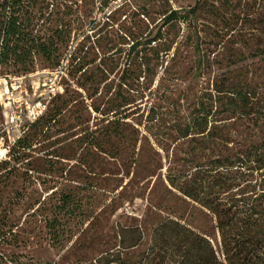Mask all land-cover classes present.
Wrapping results in <instances>:
<instances>
[{"label":"rangeland","instance_id":"obj_1","mask_svg":"<svg viewBox=\"0 0 264 264\" xmlns=\"http://www.w3.org/2000/svg\"><path fill=\"white\" fill-rule=\"evenodd\" d=\"M73 1L83 18L62 47L73 57L61 97L47 106L65 97L63 118L31 130L15 157L0 162V264H106L119 226L145 228L144 243L130 250L137 254L156 220L168 217L209 230L212 220L171 189L167 174L189 170L190 158L237 155L264 140V0ZM173 10L181 17L166 21ZM159 29L163 38L152 45L160 59L148 72L129 50L134 37ZM53 68L36 59L25 80L29 100L45 96ZM21 72L0 64V77ZM3 84L0 125L10 110ZM197 120L222 145L204 150L198 126L183 137L179 130ZM110 127L123 133L110 136ZM65 193L72 199L62 205ZM55 206L63 212L51 230Z\"/></svg>","mask_w":264,"mask_h":264},{"label":"trees","instance_id":"obj_2","mask_svg":"<svg viewBox=\"0 0 264 264\" xmlns=\"http://www.w3.org/2000/svg\"><path fill=\"white\" fill-rule=\"evenodd\" d=\"M75 5L73 0H0V64L13 62L23 71L0 78L29 76L39 57L55 64L51 71L64 63L68 65L73 54L63 57L62 47L68 43L73 24H79L83 18L80 6ZM180 17V11L173 10L166 21ZM44 25L52 32L36 34L35 28ZM57 32L60 35L55 38ZM152 35V31L137 39L133 35L129 50L138 54L148 72L153 70L155 55L160 56L152 44L163 38L162 29ZM126 36L132 35L126 32ZM58 95L53 99L61 97ZM245 99L242 95L241 100L245 102ZM66 107L67 100L63 97L50 112L47 107L40 117L29 120L26 132L12 146L8 158L1 161L15 157L31 130L37 133L46 123H60ZM113 121L109 120L107 127ZM197 126L202 130L198 133L204 150L222 145L216 130L204 127L199 120L179 131L183 137H189ZM118 131L110 127L106 133L113 136ZM200 157L198 162L193 158L186 160L193 166L189 170L170 172L166 180L171 189L204 210L213 222L211 229L193 226L179 217L158 219L149 229L146 249L136 254L130 250L144 243L145 228L119 226V243L106 251V264H264V140L237 155L207 153ZM71 199L70 193L63 194L62 205ZM57 207L51 211L53 216L48 222L51 230L56 228L55 223L63 212Z\"/></svg>","mask_w":264,"mask_h":264},{"label":"built area","instance_id":"obj_3","mask_svg":"<svg viewBox=\"0 0 264 264\" xmlns=\"http://www.w3.org/2000/svg\"><path fill=\"white\" fill-rule=\"evenodd\" d=\"M66 65L64 63L51 73L44 84L47 87L45 96H40L35 101L25 96L27 76L0 78L1 83L4 82V90L9 93L10 101V105L7 104L10 110L5 114L6 120L0 125V161L8 158L12 146L26 132L28 121L40 117L46 111L51 98L60 90V80L65 74Z\"/></svg>","mask_w":264,"mask_h":264}]
</instances>
